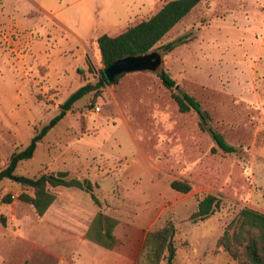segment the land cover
<instances>
[{"label":"rangeland","instance_id":"obj_1","mask_svg":"<svg viewBox=\"0 0 264 264\" xmlns=\"http://www.w3.org/2000/svg\"><path fill=\"white\" fill-rule=\"evenodd\" d=\"M166 1L0 0V169L89 84L14 173L66 171L89 180L97 199L48 187L54 199L37 215L16 198L31 189L1 179L0 264H144L146 234L167 221L172 264H238L219 239L224 231L232 238L241 208L264 214V0H199L149 50L160 57L154 71L95 88L103 67L96 37L123 31ZM178 37L186 41L163 50ZM159 70L173 79L171 89ZM171 91L196 99L234 150H221L194 111L179 112ZM171 180L190 189L178 192ZM7 193L12 200L2 202ZM206 194L217 205L191 219ZM104 218L113 221L108 247L87 236L104 232Z\"/></svg>","mask_w":264,"mask_h":264},{"label":"trees","instance_id":"obj_2","mask_svg":"<svg viewBox=\"0 0 264 264\" xmlns=\"http://www.w3.org/2000/svg\"><path fill=\"white\" fill-rule=\"evenodd\" d=\"M199 0H168L160 8L146 19H142L135 24L127 27L123 31L109 36L100 34L96 37V46L99 53L101 64L107 65L114 59L126 56L142 54L149 51L178 21H180ZM186 38L178 37L162 45L163 50L169 51L174 47L184 43ZM121 75V74H120ZM117 75L114 80H116ZM161 84L171 89L174 85L173 79L164 70L157 72ZM108 83L102 68L99 69V78L94 84L95 88ZM176 108L179 112L194 111L199 117L198 126L201 130L206 129L210 133L215 144L224 152H232L234 148L227 145L220 134L207 125V113L200 108L199 102L187 93H170ZM63 111L60 110L52 116L46 124L42 125L29 139L26 146L10 155L7 164L0 169V180L5 178L24 187L31 189V194L21 192L16 198L30 204L37 215H41L54 199L53 193L48 187H75L89 193L91 199L97 202L92 193V184L87 179L67 178L66 171L56 173H42L37 177H27L14 173L16 164L24 159L31 157L36 142L55 125L62 117ZM206 126V128H205ZM169 186L182 193L188 192L190 186L187 182L171 180ZM12 200L10 194H4L1 201L8 203ZM217 205V198L213 194H206L196 204L195 210L190 214L191 219H203L212 213ZM99 220L96 216L95 223ZM106 229L102 234L96 232L92 235L91 230L87 236L102 246L108 247L112 242L110 228L113 221L104 218ZM236 230L233 231L232 238L224 231L219 239V243L231 254L238 264H264V214L243 207L240 209L237 220ZM173 226L167 223L154 231L148 232L145 237L146 252L144 264H158L161 258H165L166 264H172L174 256V245L172 240Z\"/></svg>","mask_w":264,"mask_h":264},{"label":"water","instance_id":"obj_3","mask_svg":"<svg viewBox=\"0 0 264 264\" xmlns=\"http://www.w3.org/2000/svg\"><path fill=\"white\" fill-rule=\"evenodd\" d=\"M160 63V57L156 52L147 51L142 54L126 55L114 59L107 65L102 67V72L108 83H112L117 75L131 71L150 70L154 71ZM160 71V70H159ZM91 85H83L78 87L65 102L61 105V110L67 107L86 90L91 89Z\"/></svg>","mask_w":264,"mask_h":264},{"label":"crops","instance_id":"obj_4","mask_svg":"<svg viewBox=\"0 0 264 264\" xmlns=\"http://www.w3.org/2000/svg\"><path fill=\"white\" fill-rule=\"evenodd\" d=\"M159 8H160V6H159ZM159 8H158V9H159ZM158 9H157V10H158ZM157 10H156V11H157ZM156 11H155V12H156ZM155 12H154V13H155ZM151 15H152V14H151ZM147 18H148V17H147ZM125 29H126V28H125ZM120 32H121V31H120ZM118 33H119V32H118ZM101 34H103V33H101ZM98 36H99V35H98ZM109 36H110V35H109Z\"/></svg>","mask_w":264,"mask_h":264}]
</instances>
